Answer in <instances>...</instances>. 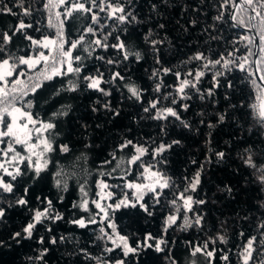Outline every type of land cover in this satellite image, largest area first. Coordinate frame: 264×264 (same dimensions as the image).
Segmentation results:
<instances>
[{
	"label": "snow or ice",
	"instance_id": "obj_1",
	"mask_svg": "<svg viewBox=\"0 0 264 264\" xmlns=\"http://www.w3.org/2000/svg\"><path fill=\"white\" fill-rule=\"evenodd\" d=\"M195 2L189 0L184 9L194 18L181 31L190 35L210 17L211 23L201 28L209 42L200 44L197 37L191 54L173 65L180 46L160 35L168 32L166 23L153 21L154 15L167 10L165 0H153L147 17L139 15L136 0H39L42 8H34L28 0H12L11 5L0 0V14L17 18L10 30L0 28V228L7 230V238L0 233V249L34 242L38 247L25 264H47L53 249L61 248L68 264H142L150 252L160 264H217V260L264 264V0H215L214 15H202L200 8L191 6ZM201 5L209 6L206 0ZM36 11L45 15L46 24L35 19ZM70 20L84 25L74 38L65 31ZM141 27L144 31L138 33ZM44 29L55 34L34 37L29 32ZM149 57L152 65L145 70L146 79L134 77L136 69L131 66L146 63ZM90 60L99 62V67L90 69ZM237 71L258 90L256 103L233 102ZM209 73L210 86L204 88ZM57 79L60 86L49 92V82ZM221 88L223 110L218 107ZM80 96L91 100L88 111L103 112L106 119L118 120L126 107L139 109L134 121L155 122L157 135L136 139L126 133L95 164L91 154L96 137L88 135L90 125L84 117L77 118L84 120L79 124L83 131L78 132L82 139L75 142L79 148L71 138L72 124L61 138L62 126L73 120L79 107L73 102ZM194 107L199 109L195 118H187ZM245 107L252 110L255 121L247 127V121L233 120L234 113ZM225 125L233 131L221 146L214 132ZM177 128L180 131L173 137ZM196 137L202 141L203 160L193 156L188 163L194 170L179 175L170 171L169 156L185 140L197 143ZM233 163L232 175L245 182L241 191L255 189L256 203L238 220L231 213L223 220L213 219L210 209L224 206L204 186L214 175L213 166ZM49 177L57 195L43 191L35 195L32 185L47 184ZM70 182L78 196L66 207L63 193L69 192ZM216 188L235 200L231 183L223 187L218 183ZM220 208L217 211L224 216ZM13 209H26L28 215L18 228L9 229L8 212ZM157 210L162 220L156 232L137 235L117 222V213L156 219ZM61 223L72 226L65 229L72 235L56 234ZM75 230L91 231L90 244H80ZM177 232L194 234L195 242L185 239L182 250L174 247L179 241L172 234ZM230 232L240 237L239 243H230Z\"/></svg>",
	"mask_w": 264,
	"mask_h": 264
},
{
	"label": "trees",
	"instance_id": "obj_2",
	"mask_svg": "<svg viewBox=\"0 0 264 264\" xmlns=\"http://www.w3.org/2000/svg\"><path fill=\"white\" fill-rule=\"evenodd\" d=\"M5 3H8L9 5L12 4V0H4ZM153 2V0H136V7L139 10V15L141 17H147L150 12V4ZM166 2V11H161L159 16L153 17V21L160 20L161 22L166 23L168 32L165 33L164 31L160 32L161 36H164L165 34L168 36L169 40H175V43L179 45V51L176 58L173 59L172 64L178 65L181 60L185 59L188 55L191 54V49L197 44V37H200V44H204L208 41V34L202 33L201 28L207 27L209 23H211L210 17L207 20H201V28H197L195 31H192L189 35L188 33L182 32L181 28L182 26H187V22L194 18L193 13L190 11H185V7L188 6L189 0H165ZM208 7H202L201 0H196L195 4H192V7L200 8L201 14L205 15L209 12H211L213 15L215 14V8L212 7L215 0H206ZM28 3H32L33 7H40L42 8V5L39 4V0H28ZM16 11H20V9H16ZM34 16L36 20H39L41 24H46V18L45 15L42 14L39 11L34 12ZM32 22V18H25ZM17 22V18L11 15L7 14H0V28L3 30H10L9 26L13 25ZM39 27L40 25H36ZM83 25V22L80 20H70L65 22V31L71 32L70 38H74L77 35V30L81 28ZM144 31V28H138L137 32L142 33ZM242 31V30H241ZM30 34L34 37H39L41 34H55L54 30H42V33L35 32L33 30H29ZM227 35H231V32L225 33ZM135 35V34H134ZM179 37V39H177ZM211 48L213 50L217 49V44L215 41H211ZM27 42H23L21 44V47L23 48L24 45H26ZM26 51H28L31 54V48H26ZM100 54H103L102 50H98ZM242 54L241 53H238ZM152 65V58L149 57L147 59V62H142L140 65L133 64L131 67L133 69H136V71L133 72V76H145V70L149 69ZM99 67V62L96 61H89L88 67L91 69L93 67ZM238 79L235 80V84L237 85L235 89V98L234 103L237 105L240 104V102H243L245 105L256 103V96L258 94V90L254 88L253 85H251L247 80L243 79L242 73H239L238 71L234 73ZM146 79V76H145ZM169 82H171L172 78H166ZM211 81V73L207 75V78L203 80L202 86L204 88H207L210 86ZM138 83H143V81H137ZM257 83L259 81L257 80ZM52 86L59 87V79L54 80L52 82H49V92L51 91ZM225 89L221 88L219 89V96L218 99H220L221 103L218 105V107L223 110L226 106L223 102V93ZM46 93H41V96H45ZM92 95V94H87ZM117 97L119 96V92L115 94ZM93 99H95V96H92ZM74 104L78 105L76 112L72 114L73 120L71 122L65 123L62 126L61 130V138H64V135L69 130V124H72V141L75 144V147L79 148L80 144L75 143L76 141H79L82 139V137L78 134V132L83 131L79 128V124L83 123L84 120L87 121V123L90 125L88 129V135L96 137L94 143L97 145V147L94 149L93 153L91 154V158L94 161L95 164H99L101 160H103L109 151L112 150V146L114 143L119 141L126 133L129 137L141 139L146 138L145 134H151V136L155 137L157 135V130L155 127V122H149V121H143L142 123H136L133 119L134 116L137 115L138 112H140L139 109H133V108H124V112L122 113V116L118 120H112L111 118H105L104 113L101 112L100 114H92L90 111L87 110V105L91 103V100L85 99L84 96H80L78 100L73 102ZM40 104L43 107V100H40ZM38 111L40 109H37ZM196 111H199L198 108H193L192 112H189L187 114V118L194 119V113ZM209 114H211V108H209ZM84 117V120H79L77 118ZM233 120L239 121L240 123L248 122L245 127L250 126L251 124H254L255 121L253 120L252 110L248 107H245L240 112H235L233 115ZM100 124L102 127L97 128L96 125ZM206 131V129H204ZM180 129H175L172 133L173 137H176L177 133H179ZM233 129L228 127L227 125L223 126L222 128L218 129L214 132V138L215 141L219 142L221 146L225 145L226 142L230 141V134L232 133ZM189 136H192V133H188ZM197 143L193 144L192 140H185L182 147L175 149V154L169 156V170L172 172H175L177 175L184 173L185 171H188L189 169H193V166L188 163L193 156L198 157L201 161L203 160V156L201 155V147H202V141H200L199 137H196ZM230 155L235 160L236 157V151L233 150ZM146 159H148L146 157ZM235 169V164H231L229 167H225L224 165L219 166H213L211 171L214 172V175L211 176V179L208 180V183L205 184L204 190L208 191L211 189V191L208 192V194L216 195L217 198L220 200V204L223 205V208H220V205H217L216 208H211V216L213 219H225L229 213H231V218L233 220H238L240 215H243L244 212L249 208V205L256 203V196L257 192L255 189H252L250 191H241L242 188L245 187V182L241 178L237 180L235 176L232 175L233 171ZM188 174L190 175L191 172L189 171ZM135 178L134 176L132 177ZM208 178L206 177V180ZM112 182V181H110ZM119 182V181H116ZM220 184L221 187H223L224 184L231 183L234 187V194L236 195L235 200L233 201L227 192L224 193H218L216 185ZM32 188L35 190V195H41V192L43 191L44 194L49 195L50 197H55L57 195L55 189H51L50 186V177L49 182L47 184H40V185H32ZM64 195V205L66 207H70L71 202L75 200L78 196V193L74 190V185L70 182V188L69 192L63 193ZM33 202L35 203L34 196L32 197ZM244 201H248V203H244ZM217 208H220V211H223L225 213L224 216H220L219 212L217 211ZM64 208H61V211H64ZM235 210V211H233ZM157 214L156 219L152 218H142V217H131L128 213H117L118 217V223L121 226H126L125 231L126 232H133L137 235L142 234L145 231H153L156 232L160 228V223L162 220V216L159 214V210ZM166 214V211H165ZM250 215L252 213H249ZM28 215L27 210L20 211L19 209H13L8 212L9 220L7 222L8 228L11 229L13 226L18 228L19 225H21L24 222L25 217ZM256 215H259L256 213ZM240 224H236V229H240ZM72 228L71 225L63 224L61 223L60 227L56 229V234H66V235H72V233H66L65 229ZM208 228H211V224L208 225ZM247 230V228H245ZM0 233L3 234L4 238H7V230L4 228H0ZM42 234V233H41ZM174 238H178V245L174 247H179L181 250L185 247L184 241L185 239H192L195 242L194 234H190L188 232L185 233H174L172 234ZM75 236L80 244L83 243H89V237L91 236V231H85V230H75ZM230 243H239L240 237L238 235H232L230 232ZM31 244V247L29 246ZM37 245H35L34 242L25 243L23 247L19 245H13L10 248H4L0 249V264H25L27 261V258L29 256L34 255L35 250L37 249ZM235 251V249H233ZM181 258L183 259V253H180ZM74 259V257H72ZM69 257L65 254V251L63 248L60 250H55L51 252L47 264H68ZM233 260L235 261V256H233ZM142 264H160L158 260L155 259L154 253H149V255L145 258L142 257ZM217 264H220L219 260H217Z\"/></svg>",
	"mask_w": 264,
	"mask_h": 264
}]
</instances>
